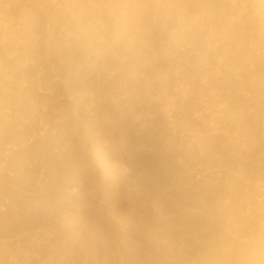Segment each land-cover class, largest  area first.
I'll return each mask as SVG.
<instances>
[{
	"label": "rangeland",
	"instance_id": "374dc122",
	"mask_svg": "<svg viewBox=\"0 0 264 264\" xmlns=\"http://www.w3.org/2000/svg\"><path fill=\"white\" fill-rule=\"evenodd\" d=\"M78 2L0 0V264H74L64 257L66 248L58 244L55 227L50 231L37 227L34 232V228L29 232L28 228L11 227L20 220L15 209L9 218L12 195L23 193L30 200L35 192L46 193L39 188L50 176L43 165H53L54 159L61 160L69 154L86 160L87 165L111 159L113 164L122 163L124 174H130L133 164L126 160L123 147L137 154L142 149L145 158L149 153H158V168L167 167L168 162L183 166V171L174 172L172 179L176 180L171 185L154 183L150 194L159 189V200L150 194L143 196L140 185L125 186L126 190L133 189L134 195L126 191L123 196L128 207L154 209V224L158 222L157 227L165 229L163 236L155 237L158 243L167 244L165 251H159L161 258L154 260L157 263L130 230L134 225L130 213L128 216L120 208L115 215L104 211L117 241L127 238L143 255V264H165L170 260L173 262L168 264H264V0H143L151 7L137 34L109 51L91 53L77 49L71 42L75 11L72 5ZM187 96L193 98L191 106L187 105ZM53 102L56 106L51 108ZM104 103L109 106L105 115ZM66 107L71 108L78 133L87 132L89 122L100 114L99 120L113 126V134L120 141L113 143L112 127L94 131L98 132L100 146L88 142V132H82L87 138L86 146L75 147L72 139L65 141L59 132L67 122ZM188 108H192V116L186 115ZM24 110L27 114L21 113ZM128 123L133 125V131L127 130ZM201 136L210 139L212 147L202 149ZM47 145L54 156L51 162L43 151ZM20 170L25 180L18 184L13 178ZM93 171L90 181L112 188V196L120 201V185L110 177L104 178L98 170ZM77 181L71 191L81 187V203H85L86 183ZM188 182H196V191L207 185L216 187L214 195L220 199L219 204L212 202L210 191H203L204 202L196 204L192 195L191 201L182 197L181 203L179 197L173 200L171 191L183 194ZM100 200L93 203L97 206L98 201H103ZM172 203L177 205L175 209ZM198 218L211 225L199 227ZM85 224L81 222V228ZM188 246H195L192 258L198 255L199 260H177L179 250L185 251ZM197 251H202L201 255ZM59 252V257L63 256L60 261ZM112 262L102 257L103 264L121 263Z\"/></svg>",
	"mask_w": 264,
	"mask_h": 264
},
{
	"label": "bare ground",
	"instance_id": "6f19581e",
	"mask_svg": "<svg viewBox=\"0 0 264 264\" xmlns=\"http://www.w3.org/2000/svg\"><path fill=\"white\" fill-rule=\"evenodd\" d=\"M160 26V25H159ZM143 29V28H142ZM143 31V30H142ZM170 32V31H169ZM143 41V40H142ZM147 42V41H146ZM149 44V43H148ZM109 51V50H108ZM146 53V52H145ZM153 54V53H152ZM106 58V57H105ZM153 60V59H152ZM151 60V61H152ZM150 61V62H151ZM132 66V65H131ZM199 69V68H198ZM105 71V70H104ZM71 73V72H70ZM73 77V76H72ZM191 77V76H190ZM71 78V77H70ZM18 79V78H17ZM70 80V79H69ZM76 81V79H74ZM82 80V79H81ZM70 82V81H69ZM72 82H73V79H72ZM193 83V82H192ZM70 84V83H69ZM68 84V85H69ZM72 84H75V83H72ZM195 84V83H193ZM198 84V83H197ZM71 85V84H70ZM69 85V86H70ZM76 85V84H75ZM14 86V85H12ZM193 86V85H192ZM67 87V86H66ZM72 86H70L68 89H71ZM76 88V86H74ZM73 87V88H74ZM198 87V86H197ZM78 88V87H77ZM201 88V87H200ZM194 89V87L192 88ZM192 89L190 91H192ZM189 91V92H190ZM194 91V90H193ZM141 92V91H140ZM196 92V91H195ZM16 93V92H14ZM22 92H19L17 94H20L21 95ZM189 94V93H188ZM23 95V93H22ZM141 95V94H140ZM195 95V94H193ZM11 96V95H10ZM14 96V95H13ZM158 96V95H157ZM192 96V95H191ZM17 97V96H16ZM22 97V96H20ZM188 97V96H187ZM190 97V95H189ZM188 97V98H189ZM12 97H9V99L12 101L11 99ZM19 98V96H18ZM195 98V97H194ZM154 99V98H153ZM190 99H193V98H189L187 99L188 101V104L189 106H191V100ZM16 100V99H14ZM19 100V99H18ZM21 100V99H20ZM69 100V99H68ZM156 100V99H154ZM158 100V99H157ZM41 101V100H40ZM187 101L185 103H187ZM13 102V101H12ZM37 102V101H36ZM194 102V101H193ZM38 103V102H37ZM196 103V102H195ZM195 103L192 104L194 105L195 107ZM41 104V103H40ZM106 103H104L103 108L102 110L104 111V115H105V110H106ZM68 105V104H67ZM71 105V104H69ZM75 105V104H74ZM79 105V103H78ZM186 105V104H185ZM54 106H56V103H52L51 104V108H54ZM77 106V105H76ZM197 106V105H196ZM21 107V106H20ZM19 107V108H20ZM68 107V106H67ZM66 107V108H67ZM70 107V106H69ZM72 107V106H71ZM109 107V106H108ZM107 107V108H108ZM65 108V109H66ZM76 108V107H75ZM78 108V107H77ZM187 107H185L186 109ZM193 108V107H192ZM192 108H188V113L190 116L191 113H192ZM196 108V107H195ZM193 108V109H195ZM234 108V107H233ZM71 109V108H70ZM69 108H67L64 112L65 116H67V122L65 123V125L63 126V128L61 129V133L59 132V134H61L63 137H64V140H68V139H72L73 140V146L75 147H83V146H86V143H87V138H89V141L88 142H92L94 144V146L96 147L97 145H99V143L97 142V140H99L100 142V139L98 138L97 139V135H98V132L97 134L94 133L95 130H101V129H110L111 128V131L109 130V132H111V138H112V141L113 143L116 145L119 141L117 140L116 138V135L113 134V126L110 125L109 127V124H105V122H101L99 120V115H95L96 117L95 118H91L92 120L89 122L88 124V129H87V132L89 133V135L87 134L86 130L84 131H81L80 133H78L79 131H77V126L73 123L74 120L73 118L71 117V111H70ZM74 109V108H73ZM111 109V108H110ZM23 110V109H21ZM101 110V111H102ZM109 110V108H108ZM107 110V111H108ZM20 111V110H19ZM27 110H24L22 111L21 113H24V114H27L26 112ZM49 111V110H48ZM73 111V110H72ZM198 111V110H197ZM197 111L194 110V112L197 114ZM79 112V111H78ZM99 112V111H98ZM185 112V111H184ZM107 113V112H106ZM63 114V113H62ZM102 114V113H101ZM188 115V116H189ZM46 116V115H45ZM102 116V115H101ZM231 116V115H230ZM233 118V117H232ZM83 119V118H82ZM102 119V118H101ZM192 119V117H191ZM193 122V120H191ZM144 120V119H143ZM110 121V120H109ZM145 122V121H144ZM149 122V120H148ZM110 123V122H108ZM196 123V122H194ZM194 123H191V126L192 124ZM78 124V123H77ZM148 124H151V123H148ZM79 125V124H78ZM87 125V124H86ZM147 124L145 123V126ZM190 125V124H189ZM196 125V124H195ZM231 125V124H230ZM148 126V125H147ZM197 126V125H196ZM131 127H133L132 124H129L128 123V127H127V130L130 129ZM152 127V126H150ZM200 127V126H199ZM155 128V127H154ZM147 129V128H146ZM150 129V128H149ZM102 130V131H103ZM153 129L149 130V131H152ZM106 131V130H105ZM133 131V130H132ZM148 131V129H147ZM82 132H86L85 134H87V138L85 136L84 133ZM96 132V131H95ZM101 133V131H99ZM104 132V131H103ZM108 132V131H107ZM115 132V131H114ZM126 132V131H125ZM84 134V138L82 139L81 135L80 134ZM105 133V132H104ZM129 133V132H128ZM106 134V133H105ZM100 135V134H99ZM99 137V136H98ZM128 137V136H127ZM212 137V136H211ZM125 138V137H124ZM210 140V139H209ZM209 140L205 137V136H201L200 138V146L201 148L202 147H206L208 145L211 146V144H209ZM60 141V140H59ZM64 142V141H63ZM122 142V141H121ZM212 141H210L211 143ZM91 143V145H92ZM213 143V142H212ZM60 144V143H59ZM135 144V143H134ZM114 145V146H115ZM89 146V145H87ZM100 146V145H99ZM215 146V145H213ZM65 147V146H64ZM134 147V146H133ZM212 147V146H211ZM216 147H217V144H216ZM113 148V147H112ZM84 149V148H83ZM124 153H126V160H128L130 163H132V169L133 171L129 174H124V169H123V165L121 163V165H116V164H113L112 162H110V160H106V161H102L100 162V165H87L86 164V160L84 158L85 161L83 160H79V159H76L74 158L72 155H66L64 159H54L53 161V165H43V166H47L48 167V171L50 172V176H49V179L47 182H43L42 186L39 187L41 188L43 191H47L46 193L42 194L43 192L39 193L38 194H35L34 195H31V199L27 200V197H25V195L23 193H19L17 194L16 196L13 194V199L11 200V209H10V213H9V218L11 215H13L11 212L12 210H16L20 215V220L19 222L16 224H10L11 227L14 229L15 227H17L18 229H20V227L23 229V228H28L27 230H29V228H34L32 230V232H34L35 228L37 227H47L49 228V231H50V228L52 227H55V229H57L58 231V235H57V239H55V241L57 240L58 244L59 245H62L64 248H66V252L67 254L64 256L66 257V259H70L72 261H74V264H82V263H87V264H103L102 263V257H105L106 259L108 258V261H111L112 262V259L113 260H118L120 261L121 263L123 264H140L143 259V255L141 256L140 253L138 254V248H137V251H135L134 249V245L129 243L126 238L125 241L123 242H119L117 241L116 239V233L114 232L115 230H112L111 229V226H110V220H107L108 218L105 217V215L107 214H104L105 212L104 211H107L109 212L110 214H114L115 215V212L118 211L117 209L120 208L124 211H126V213H130L132 218H133V228L130 229V230H134L133 232V235H135L134 237L135 238H138L139 239V243L140 245L143 247V248H146L148 249L149 251L148 252H151L152 254H150L151 256V260H153L154 263H157V261L155 262L154 260H159L161 257V255L159 254V251H161L160 249H164L163 251H165L167 248H166V243L165 244H161V243H158L155 239L156 236L164 233V230L163 228H158L157 225H158V222L157 224H154L156 222H153V219L152 217L154 216V213H155V210L151 209V208H147L145 207V209H133L135 207H132V208H129L126 203V201L123 199V196L127 193L126 191H129V190H126L125 186L127 185H130L132 186V188L134 187L133 185H140L143 189L142 191V195L143 196H146L147 194H150V192L152 191L151 188L152 186L155 184H157V182H159L162 186L164 187H167L169 185H171V181H175L176 179L174 178V180L172 179L173 177V174H175L174 172L176 171L177 173V170H182L183 169V166H178V165H174V163H170L168 162L169 165H167V167L165 166V168L161 167V168H158L157 165L155 164L156 160H157V157L158 156L156 154H150L147 155V158H145V154H144V151L141 149L140 153L137 154L135 153V151L132 149H130L129 147H123L121 148ZM148 149V148H147ZM203 149V148H202ZM114 150V149H113ZM214 150V149H213ZM40 151V150H39ZM43 151L46 152V158L48 160V162H51L52 161V157L54 158V156L52 155L51 153V149H50V146L47 145L45 148H43ZM102 151V150H101ZM215 151V150H214ZM44 152V153H45ZM43 153V152H42ZM147 153V152H145ZM40 154V153H39ZM216 154V153H215ZM62 155V154H61ZM43 156V155H42ZM59 156V155H58ZM114 156V155H113ZM171 156V155H170ZM159 157V156H158ZM42 158V157H41ZM173 158V156L171 157ZM209 158V157H208ZM45 159V158H44ZM170 159V158H169ZM187 159V157L185 158ZM205 159V158H204ZM50 160V161H49ZM171 160V159H170ZM43 161V159H42ZM46 161V160H45ZM43 161V162H45ZM173 161V160H172ZM188 161V160H187ZM175 162V160H174ZM51 164V163H50ZM97 164V163H95ZM99 164V163H98ZM170 164H173V165H170ZM13 166H16V165H13ZM39 166V165H38ZM92 166V167H91ZM186 166V165H185ZM198 166V165H197ZM42 167V165H41ZM93 168L94 170H98L99 172H101L103 175H104V178H112L113 180L112 181H115V183L119 184L120 185V188H121V200L120 201H116L115 198L116 197H113L112 196V193H111V189H107L103 186L102 187H99L98 185L99 184H96L95 180H92L90 181L91 179V176L94 175V171H93ZM175 168H178V169H175ZM13 169V168H12ZM16 169V168H15ZM38 169V168H37ZM187 169V167L185 168V170ZM184 170V171H185ZM21 171V170H20ZM18 172L15 174L14 176V181L15 183H22L24 180H25V176H24V173L21 171V172ZM35 172L36 171V168L34 169ZM47 171V172H48ZM183 171V170H182ZM191 171V170H190ZM180 171H178L179 173ZM188 172V171H187ZM10 173V172H9ZM97 173V172H95ZM10 175V174H9ZM40 176V175H38ZM29 178V177H28ZM12 179V180H13ZM183 179V178H181ZM185 179V177H184ZM187 179V178H186ZM185 179V180H186ZM39 180V179H38ZM84 181L86 184H84V187L85 189H87V192H85V196H87V199L88 201H85V203H81V199L83 201V193L81 194V191H79V186H78V190L77 191H74L72 190L71 191V187L75 184L76 181ZM107 180V179H106ZM188 180V179H187ZM212 180V179H211ZM77 181V182H78ZM95 181V182H94ZM101 181V180H99ZM182 181V180H181ZM184 181V180H183ZM190 181V180H189ZM26 182V181H25ZM24 182V183H25ZM110 182V180H109ZM11 183V182H9ZM14 183V182H13ZM24 183L22 184L23 187H24ZM28 182H26L27 184ZM79 183V182H78ZM106 183V182H104ZM107 183H108V180H107ZM106 183V184H107ZM111 183V182H110ZM109 183V184H110ZM183 183V182H182ZM185 183V181H184ZM183 183V184H184ZM203 183V182H202ZM12 184V183H11ZM77 184V183H76ZM75 184V186H76ZM104 184V185H106ZM108 184V185H109ZM112 184V183H111ZM21 185V186H22ZM78 185V184H77ZM80 185V184H79ZM103 185V184H102ZM196 185V182H188V184H186V188L184 189V193L183 194H180V192H177V191H171V197L173 200H176L175 197H179V202L181 201L180 200V197H182L183 199H185L186 201H191L192 199L190 198V195H192L194 198V203L195 202H200V201H203L204 202V195H205V192L207 191H210L212 192L209 193L213 196V203L214 204H217L220 199L218 200L217 197L215 196L216 194L214 193L215 190L214 188L216 187H212L211 185L207 187H203V188H198L199 190H201L204 194H202L200 191H196V189L194 188V186ZM27 186V185H26ZM185 186V184H184ZM193 186V187H192ZM202 186V185H201ZM205 186V185H204ZM16 187V186H15ZM197 187V185H196ZM200 187V186H199ZM18 188V187H17ZM21 188V187H20ZM28 188V186H27ZM119 188V190H120ZM73 189V188H72ZM83 189V191L85 190ZM135 189V188H134ZM164 189V188H163ZM194 189V190H193ZM218 189V188H217ZM12 190V189H11ZM16 190V189H15ZM14 190V191H15ZM19 190V189H17ZM22 190V189H21ZM24 190V189H23ZM81 190V189H80ZM133 190V189H132ZM131 190V191H132ZM157 189L154 190V193L153 194H150V195H153L154 197H156V199H160V194L159 192L160 191H156ZM165 190V189H164ZM167 190V189H166ZM219 190V189H218ZM224 190V189H223ZM27 191V190H25ZM129 191V194L130 192ZM139 190V192H141ZM9 192V191H8ZM13 192V191H12ZM114 192V191H113ZM197 192L199 194H197ZM7 193V192H6ZM16 193V192H15ZM136 193V191H135ZM114 194V193H113ZM118 194V193H117ZM132 196L133 193L131 192ZM138 194V193H137ZM208 195V193H206ZM215 194V195H214ZM140 196V194H138ZM141 195V196H142ZM210 195V196H211ZM15 196V197H14ZM117 196V195H116ZM120 196V194H118V197ZM138 196V197H139ZM167 196V195H166ZM191 196V197H192ZM82 197V198H81ZM135 197H137L135 195ZM170 197V198H171ZM216 197V198H215ZM37 198H40L38 199L40 201V203L38 205H35V201H38L36 200ZM86 198V197H85ZM84 198V199H85ZM99 198L101 199L100 201L102 202H99L100 203L99 205L97 204H94L93 202H95L97 199L99 200ZM162 198V197H161ZM169 198V199H170ZM219 198V196H218ZM117 199V198H116ZM135 199V198H134ZM140 199V198H139ZM138 199V200H139ZM154 199V198H153ZM152 199V200H153ZM158 199V200H159ZM168 199V198H167ZM166 199V200H167ZM168 199V200H169ZM191 199V200H189ZM141 200V199H140ZM139 200V201H140ZM165 200V201H166ZM167 200V201H168ZM172 200V201H173ZM137 201V200H136ZM157 201V200H156ZM166 201V202H167ZM178 201V200H177ZM84 202V201H83ZM97 202V201H96ZM155 202V200H154ZM171 202V200H169V203ZM175 202V201H173ZM202 202V204H203ZM72 203V204H71ZM93 203V204H92ZM168 203V202H167ZM176 203V202H175ZM181 203V202H180ZM178 203V204H180ZM74 204V205H73ZM136 204V203H135ZM190 202L187 204L189 205ZM196 204V203H195ZM219 204V203H218ZM95 205V206H93ZM166 205V203H165ZM164 205V206H165ZM168 205V204H167ZM171 205H174L173 203ZM186 205V204H185ZM92 206V207H91ZM132 206V205H131ZM170 206V205H169ZM168 206V207H169ZM175 206H177L176 204L174 205V209H175ZM179 206V205H178ZM212 206V209H213V205L211 204ZM215 206V205H214ZM95 207V209L93 208ZM172 207V206H171ZM180 207V206H179ZM208 207V206H207ZM210 207V206H209ZM93 208V209H92ZM167 208V207H166ZM133 209V210H132ZM171 209V208H170ZM210 209V208H208ZM207 209V210H208ZM211 209V210H212ZM165 210V209H164ZM163 210V211H164ZM169 210V209H168ZM122 212V211H121ZM167 212V211H166ZM170 212V211H169ZM168 212V213H169ZM117 213V212H116ZM125 213V212H123ZM123 213H120L121 215H123ZM185 215H186V212H184ZM11 214V215H10ZM159 214V213H158ZM167 214V213H166ZM120 215V216H121ZM126 215V214H125ZM129 216V214H128ZM162 216V215H160ZM122 217V216H121ZM126 217V216H124ZM9 218H8V221H9ZM107 218V219H106ZM129 218V217H128ZM156 218V217H155ZM121 219V218H120ZM199 219V218H198ZM12 220V219H11ZM128 220V219H127ZM209 220V219H208ZM15 221V220H13ZM17 221V220H16ZM110 221V222H109ZM131 221V220H129ZM144 221V223H143ZM4 222V221H3ZM12 222V221H11ZM81 222H86L84 228H81L82 225L80 226ZM169 222V221H167ZM198 226L203 228L205 227L206 225L210 226L209 223L210 221H207L206 219L204 220V218H200L198 220ZM5 223V222H4ZM8 223V222H6ZM10 223V222H9ZM8 223V224H9ZM112 223V222H111ZM143 223L145 226H146V229L147 230H144V226H142ZM160 223V222H159ZM163 223V222H162ZM162 223L160 225H162ZM166 221H164L163 224H165ZM170 223V222H169ZM186 223V222H185ZM184 223V224H185ZM1 225H3L2 223H0ZM83 224V223H82ZM190 225V223H188ZM122 225V223H121ZM156 225V226H155ZM167 225V224H166ZM126 226V225H125ZM197 226V228H198ZM207 226V227H208ZM119 227V226H118ZM163 227V226H162ZM185 227H187L185 225ZM191 227V225H190ZM216 226H214L215 228ZM0 228H3V227H0ZM7 228V229H6ZM6 228L4 229H1V230H8L9 227L6 226ZM113 228V227H112ZM144 228V229H143ZM54 229V230H55ZM200 229V228H199ZM204 229V228H203ZM202 229V231H203ZM216 229V228H215ZM10 230V229H9ZM9 230H8V233H9ZM12 230V229H11ZM16 230V228H15ZM25 230V229H23ZM22 230V231H23ZM53 230V231H54ZM52 231V230H51ZM56 231V230H55ZM7 232V231H6ZM12 232V231H11ZM30 232V230H29ZM131 232V231H130ZM132 232L130 234H132ZM168 232V231H167ZM23 233V232H22ZM53 233V232H51ZM128 233V232H127ZM32 234V233H31ZM133 235H131V237H133ZM31 236H34V235H31ZM30 236V237H31ZM163 236V234H162ZM28 239H29V236L27 235ZM133 237V238H134ZM33 238V237H32ZM125 238V237H124ZM4 239V238H3ZM129 239V238H128ZM30 240V239H29ZM134 240V239H133ZM5 241V240H4ZM51 241V240H50ZM132 241V240H131ZM130 241V242H131ZM32 242V240L30 241ZM133 242V241H132ZM165 242V241H164ZM135 243V242H134ZM172 245V244H171ZM188 245V244H187ZM192 245V244H190ZM203 246V243L201 244ZM129 247V249H127ZM189 247V246H188ZM193 247V246H192ZM192 247L186 249L185 251L183 250H179V252L176 254L178 258L177 260H179V258L181 259H185V261H187L188 259H192V260H195V259H198V255H196V258L194 256L195 259H193V255H192ZM195 247V246H194ZM193 247V248H194ZM201 247V246H200ZM63 248V249H64ZM140 250H141V247H139ZM185 248V247H184ZM197 248V247H196ZM202 248V247H201ZM198 250V248H197ZM201 250V249H200ZM144 251V249H143ZM146 251V250H145ZM144 251V252H145ZM140 252V251H139ZM144 252H142L144 254ZM147 252V254H149ZM202 252V251H201ZM200 252V253H201ZM113 253H116V256L115 257L113 255ZM146 253V252H145ZM195 253V251H194ZM193 253V254H194ZM198 253V251L196 252ZM198 253V254H200ZM60 254V252H59ZM205 254V253H204ZM36 255V254H35ZM67 255H68V258H67ZM201 255V254H200ZM61 256L58 255V257ZM149 256V257H150ZM163 256V254H162ZM198 256V257H197ZM204 256V255H203ZM201 256V257H203ZM146 257V255H145ZM168 257V256H167ZM172 257V256H171ZM200 257V259H201ZM59 261L63 258L59 257ZM206 258V257H205ZM58 259V258H56ZM171 258H163V260H167L169 261ZM144 260V259H143ZM147 260V259H146ZM199 260V259H198ZM206 260V259H205ZM20 261V260H19ZM149 261V260H148ZM171 261V260H170ZM169 261V262H170ZM69 262V260H68ZM145 262V261H143ZM143 262L141 264H143ZM152 263V261H150ZM166 262V261H165ZM168 262V263H169ZM173 262V260L171 261ZM181 262V261H180ZM71 263V262H70ZM113 263V262H112ZM120 263V264H121ZM147 263V262H146ZM149 263V264H151ZM160 263V262H159ZM168 263H165V264H168ZM164 264V263H163Z\"/></svg>",
	"mask_w": 264,
	"mask_h": 264
},
{
	"label": "clouds",
	"instance_id": "9594fccd",
	"mask_svg": "<svg viewBox=\"0 0 264 264\" xmlns=\"http://www.w3.org/2000/svg\"><path fill=\"white\" fill-rule=\"evenodd\" d=\"M70 38L86 53L103 52L135 36L151 6L143 0H79L72 5Z\"/></svg>",
	"mask_w": 264,
	"mask_h": 264
}]
</instances>
